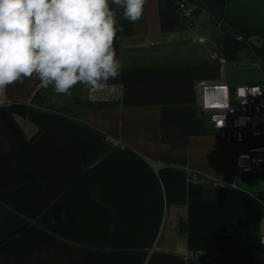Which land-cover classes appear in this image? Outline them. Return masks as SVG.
<instances>
[{
  "label": "crops",
  "instance_id": "1",
  "mask_svg": "<svg viewBox=\"0 0 264 264\" xmlns=\"http://www.w3.org/2000/svg\"><path fill=\"white\" fill-rule=\"evenodd\" d=\"M109 4L122 68L104 90L0 95V264H262L264 175L236 171L196 87L264 86V61L220 53L222 24L264 37V0H146L136 22Z\"/></svg>",
  "mask_w": 264,
  "mask_h": 264
},
{
  "label": "clouds",
  "instance_id": "2",
  "mask_svg": "<svg viewBox=\"0 0 264 264\" xmlns=\"http://www.w3.org/2000/svg\"><path fill=\"white\" fill-rule=\"evenodd\" d=\"M123 19H141L146 0H111ZM123 26L109 0H0V95L35 77L57 94L78 83L102 91L121 74L113 47Z\"/></svg>",
  "mask_w": 264,
  "mask_h": 264
},
{
  "label": "built area",
  "instance_id": "3",
  "mask_svg": "<svg viewBox=\"0 0 264 264\" xmlns=\"http://www.w3.org/2000/svg\"><path fill=\"white\" fill-rule=\"evenodd\" d=\"M177 8L189 20L196 6L179 1ZM237 38L241 40L240 36ZM196 95L201 111L209 114L213 131L220 139L234 146L236 171L264 175V86L239 85L234 89V101L231 102L224 82L204 81L198 83ZM254 140L259 142L248 143Z\"/></svg>",
  "mask_w": 264,
  "mask_h": 264
},
{
  "label": "trees",
  "instance_id": "4",
  "mask_svg": "<svg viewBox=\"0 0 264 264\" xmlns=\"http://www.w3.org/2000/svg\"><path fill=\"white\" fill-rule=\"evenodd\" d=\"M221 32L220 53L224 59L234 60L240 51L247 50L254 58L264 61V48L258 49L249 41V37L255 33L224 24L221 25ZM238 36L241 37V40L237 38Z\"/></svg>",
  "mask_w": 264,
  "mask_h": 264
},
{
  "label": "water",
  "instance_id": "5",
  "mask_svg": "<svg viewBox=\"0 0 264 264\" xmlns=\"http://www.w3.org/2000/svg\"><path fill=\"white\" fill-rule=\"evenodd\" d=\"M249 41L253 46L258 49L264 48V37H261L257 34H253L249 37Z\"/></svg>",
  "mask_w": 264,
  "mask_h": 264
},
{
  "label": "rangeland",
  "instance_id": "6",
  "mask_svg": "<svg viewBox=\"0 0 264 264\" xmlns=\"http://www.w3.org/2000/svg\"><path fill=\"white\" fill-rule=\"evenodd\" d=\"M222 58V57H221ZM223 59V58H222ZM224 60V59H223Z\"/></svg>",
  "mask_w": 264,
  "mask_h": 264
}]
</instances>
